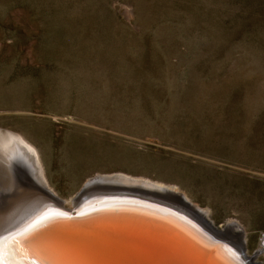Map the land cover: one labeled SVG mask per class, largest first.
<instances>
[{
    "label": "rangeland",
    "instance_id": "374dc122",
    "mask_svg": "<svg viewBox=\"0 0 264 264\" xmlns=\"http://www.w3.org/2000/svg\"><path fill=\"white\" fill-rule=\"evenodd\" d=\"M0 133L66 207L97 177L148 181L240 226L255 255L264 0H0ZM29 168L0 176V228L49 209L30 210L48 198Z\"/></svg>",
    "mask_w": 264,
    "mask_h": 264
},
{
    "label": "water",
    "instance_id": "95a60500",
    "mask_svg": "<svg viewBox=\"0 0 264 264\" xmlns=\"http://www.w3.org/2000/svg\"><path fill=\"white\" fill-rule=\"evenodd\" d=\"M13 167L12 172L15 170L13 173L15 175L18 171L17 168L21 169L28 165L16 160L13 161ZM117 177H97L86 182L74 196L69 207H66L45 186H38L39 191L48 199L35 205L30 209L31 211L36 210L43 203H50L52 209L71 218L70 222L66 223L69 228L82 227L83 229L70 236L49 233L46 243L41 247L29 246L28 249L23 247L22 250L16 248L26 257V261L22 257L23 261L26 264H41V262L42 264H224L222 260L215 257L217 246H210L206 249L199 247L171 228L152 220L141 217H130L124 220H120L121 218L91 219L90 222L73 219L77 217V212L84 206L91 203L96 205L99 201L108 200V198L132 200L149 198L163 201L165 198L168 199L167 196L170 194L165 188H146L141 183L143 181H130L124 185L117 182L119 180ZM100 187L104 190L88 196L89 202L79 207L76 206L77 201L92 188ZM163 202L166 204V201ZM43 209L42 207L33 212L11 227L29 220ZM191 215L197 219L192 213ZM84 222L90 224L82 226L81 223ZM113 227L116 228L113 229ZM207 228L221 238L212 224H209ZM5 232L2 231V234ZM194 245L198 250L194 249ZM249 262L247 260L246 264Z\"/></svg>",
    "mask_w": 264,
    "mask_h": 264
},
{
    "label": "bare ground",
    "instance_id": "6f19581e",
    "mask_svg": "<svg viewBox=\"0 0 264 264\" xmlns=\"http://www.w3.org/2000/svg\"><path fill=\"white\" fill-rule=\"evenodd\" d=\"M16 160L24 162L30 167V170L32 169L33 179L36 182L35 189H38V186L46 187L43 180L44 178H42L43 176H41L38 166L36 165L38 162L32 147L16 135L10 133L2 135L0 133L1 178L8 179L10 173H14L15 170L12 172V169H14L13 161ZM17 170L19 169L17 168ZM117 178H119L117 182H121V184L124 185L132 181L128 178L119 176ZM133 182H135V180ZM141 183L144 184V187L150 189L162 188L150 184L148 181H143ZM48 190L50 191V189ZM168 191L170 193L167 196L168 199L165 198V200H163L166 201V204L161 200L157 201L149 198H135L133 200L125 198H108V200L99 201L96 205L91 203L88 204L89 206H84L77 212V217L73 219L90 222L91 219L121 218L120 220H124L130 217H141L171 228L174 232L193 241L199 247L206 249L210 248V246H217L215 257L222 260L224 264H246L247 260L250 261L248 264H260L255 260V257H258L259 254H264V250H261L259 245V248L255 251V255L248 254L245 247V232L240 226L227 222V224L222 227H215L207 219L206 213L189 203L183 194L173 188H169ZM88 200V197L81 198L77 201L76 206L79 204L82 206L89 202ZM45 208L49 209L42 210L36 215L38 217L28 220L18 227L13 229L10 228L9 230L4 226L0 228L3 255L5 259L9 261V264H26V262L23 261V258L26 261V257L16 250V248L22 250L23 247L28 249L29 246L41 247L42 244L46 243L49 233L70 236L83 229L82 227L69 228L66 223L70 222L71 218H68V216L62 214L60 211L52 209L50 204L48 206L45 205ZM191 213L198 220L192 217ZM87 222L81 223L82 226L90 224ZM209 224L214 226L216 229L215 231H217L221 238L207 228ZM9 225L11 224L9 223ZM115 228L116 227H113V229ZM2 231H6L5 234H2ZM194 249L198 250L195 245Z\"/></svg>",
    "mask_w": 264,
    "mask_h": 264
},
{
    "label": "snow or ice",
    "instance_id": "6c2138e0",
    "mask_svg": "<svg viewBox=\"0 0 264 264\" xmlns=\"http://www.w3.org/2000/svg\"><path fill=\"white\" fill-rule=\"evenodd\" d=\"M0 264H9V261L5 259L3 255V243L2 238H0ZM42 264V262H41Z\"/></svg>",
    "mask_w": 264,
    "mask_h": 264
},
{
    "label": "built area",
    "instance_id": "2783aa9c",
    "mask_svg": "<svg viewBox=\"0 0 264 264\" xmlns=\"http://www.w3.org/2000/svg\"><path fill=\"white\" fill-rule=\"evenodd\" d=\"M260 247H261V250H264V234L262 235V239H261V242H260Z\"/></svg>",
    "mask_w": 264,
    "mask_h": 264
}]
</instances>
